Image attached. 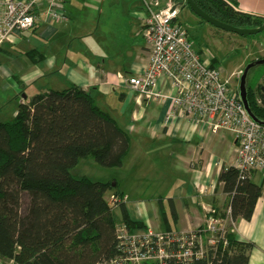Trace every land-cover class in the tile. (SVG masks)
Listing matches in <instances>:
<instances>
[{
	"label": "crops",
	"instance_id": "0c3cea01",
	"mask_svg": "<svg viewBox=\"0 0 264 264\" xmlns=\"http://www.w3.org/2000/svg\"><path fill=\"white\" fill-rule=\"evenodd\" d=\"M86 1L64 0L63 20L49 19L47 7H40L34 29L0 42V111L12 106L7 113L14 119L20 103L33 96L78 86L129 133L132 155L121 166L125 180L141 183L151 178L155 186L151 196L134 197L131 190L120 188L124 181L109 180L128 197L125 206L132 219L143 222L146 230L190 232L204 224V205L225 216L231 198L219 178L224 169L234 167V136L228 131L211 133L181 117L169 120L174 112L169 97L175 91L163 82L157 89L167 98H140L129 86L128 79L144 74L150 63L140 0L117 20L106 16L105 22L102 15L97 19L99 0ZM232 1L237 11L264 20V0ZM254 41L264 43V36ZM260 53L253 55L263 57ZM253 55L248 54L245 64ZM258 85L264 86V76ZM251 179L263 187V194L252 219L238 220L232 232L239 241L255 244L249 264H264V176L256 172Z\"/></svg>",
	"mask_w": 264,
	"mask_h": 264
},
{
	"label": "trees",
	"instance_id": "16d2710c",
	"mask_svg": "<svg viewBox=\"0 0 264 264\" xmlns=\"http://www.w3.org/2000/svg\"><path fill=\"white\" fill-rule=\"evenodd\" d=\"M194 1L211 17L238 28L264 24L237 11L232 0ZM212 65L218 67L215 59ZM262 86L247 84V98L264 125ZM130 147L129 133L78 86L49 90L20 103L12 121H0V261L99 264L116 257L118 226L106 195L123 197L118 183L72 171L87 158L106 168L121 167ZM219 180L231 198L234 222L250 221L263 187L251 178L241 179L235 167L224 169ZM117 206L131 231L146 230L143 222L130 217L125 203ZM227 240V246L208 247L203 259L172 264H249L255 244L239 241L231 231Z\"/></svg>",
	"mask_w": 264,
	"mask_h": 264
},
{
	"label": "built area",
	"instance_id": "2783aa9c",
	"mask_svg": "<svg viewBox=\"0 0 264 264\" xmlns=\"http://www.w3.org/2000/svg\"><path fill=\"white\" fill-rule=\"evenodd\" d=\"M64 0H0V42L16 32L34 29L46 6L49 19L63 20ZM146 24L145 38L150 46V63L144 74L131 77L128 84L140 98H167L157 87L160 82L174 89L170 96L174 112L195 127H204L214 134L230 132L236 141L234 167L241 179L259 172L264 176V125L253 120L231 82L240 79L242 71L223 79L213 67V58L196 49L189 32L180 21L181 4L177 0H141ZM201 192H205L202 189ZM127 196L111 195L112 207L125 203ZM204 224L190 232L131 231L126 225L117 227L118 255L99 264H172L191 263L203 259L208 247L228 245L227 235L235 222L228 209L225 216L212 206H203Z\"/></svg>",
	"mask_w": 264,
	"mask_h": 264
},
{
	"label": "rangeland",
	"instance_id": "374dc122",
	"mask_svg": "<svg viewBox=\"0 0 264 264\" xmlns=\"http://www.w3.org/2000/svg\"><path fill=\"white\" fill-rule=\"evenodd\" d=\"M90 1V0H89ZM87 0L86 4L89 3ZM141 1V0H140ZM139 0H99L97 5V19L102 15V21L105 17L119 18L121 14L126 13L128 6L134 3H140ZM181 4L180 21L186 27L189 32V36L194 43L196 49L200 48L204 51V56L213 58L216 60V64L221 71L223 78H228L233 72L238 70H244L248 64H245L248 54H252L262 51L264 55V43L256 42L255 39L263 37L264 33L254 38L240 36L233 32L224 31L214 27L213 25L203 21L196 16L185 4V0H177ZM102 11V13H101ZM250 41H254L255 44H250ZM252 45V46H251ZM254 45V46H253ZM249 46V47H248ZM261 54V53H260ZM258 54L250 56V61L255 60ZM264 76V66H258L253 68L248 76L247 84L257 87L261 78ZM232 89L239 91L240 79L232 80ZM12 106L0 111V121H12L13 117H9L8 111ZM7 118V119H5ZM132 153L127 158H130ZM125 160H128V159ZM125 168L115 167L106 168L99 165L93 158H87L81 160L79 165L72 171L75 176H86L94 181L108 182L110 179H116L117 181H124L121 183L120 188L131 190L132 196L149 197L154 193L153 183L151 178L149 182L137 183L133 179L128 178L125 180L124 172ZM177 175V174H176ZM129 177V176H128ZM109 200L110 194L106 195ZM113 217L117 223V226L123 224V213L120 207H113Z\"/></svg>",
	"mask_w": 264,
	"mask_h": 264
},
{
	"label": "water",
	"instance_id": "95a60500",
	"mask_svg": "<svg viewBox=\"0 0 264 264\" xmlns=\"http://www.w3.org/2000/svg\"><path fill=\"white\" fill-rule=\"evenodd\" d=\"M186 6H188L191 11L198 16L199 18H201L203 21L213 25L214 27L224 30V31H228V32H233L236 33L240 36H244V37H248V36H256L259 35L261 33L264 32V24L260 27H256V28H238L226 23H223L213 17H211L210 15H208L207 13H205L202 9H200L198 7V5L195 3L194 0H186ZM258 66H264V58L260 59V60H256L253 61L251 63H249L245 69L242 71V75L240 78V87H239V97L242 101V103L244 104L248 114L251 116V118L255 121L258 122V120L254 117L250 106H249V102H248V98H247V82H248V76L250 71ZM262 91L264 92V86L262 87Z\"/></svg>",
	"mask_w": 264,
	"mask_h": 264
}]
</instances>
